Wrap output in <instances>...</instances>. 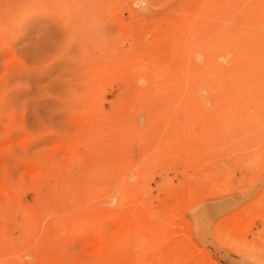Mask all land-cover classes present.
Segmentation results:
<instances>
[{"label":"rangeland","instance_id":"1","mask_svg":"<svg viewBox=\"0 0 264 264\" xmlns=\"http://www.w3.org/2000/svg\"><path fill=\"white\" fill-rule=\"evenodd\" d=\"M202 1L0 0V264H264V0Z\"/></svg>","mask_w":264,"mask_h":264},{"label":"bare ground","instance_id":"2","mask_svg":"<svg viewBox=\"0 0 264 264\" xmlns=\"http://www.w3.org/2000/svg\"><path fill=\"white\" fill-rule=\"evenodd\" d=\"M199 1V0H198ZM207 1V0H206ZM231 1V0H230ZM247 1H249V0H247ZM208 2V1H207ZM232 2H236L235 0L234 1H232ZM237 2H238V0H237ZM240 2H241V0H240ZM201 3H203V1L201 0ZM212 3V2H211ZM222 3V2H221ZM233 3V4H234ZM245 4H246V2H244ZM243 3V4H244ZM261 4V3H260ZM219 5V4H218ZM223 5V4H222ZM236 5V4H235ZM239 5H240V3H239ZM221 6V5H220ZM241 6V5H240ZM245 6V5H244ZM244 6H243V8H244ZM247 6V5H246ZM245 6V7H246ZM214 8V7H213ZM218 8H219V6H218ZM256 8H257V6H256ZM260 8V7H259ZM210 9V8H209ZM241 8H239V10H240ZM248 10V9H247ZM258 10V9H257ZM241 11H243V10H241ZM261 11V10H260ZM262 12H264V11H262ZM223 15V14H222ZM225 15V17L227 16L226 14H224ZM229 15V14H228ZM230 15H231V13H230ZM247 15V14H246ZM240 17V16H239ZM258 17V16H257ZM256 17V18H257ZM228 18H230L231 19V16H229ZM236 19V18H235ZM255 19V18H254ZM249 20V19H248ZM229 21V20H228ZM250 22V21H249ZM253 24V23H252ZM245 25V24H244ZM249 25H251V24H249ZM248 26V25H247ZM253 26V25H252ZM221 28V27H220ZM252 29V28H251ZM219 30H221V29H219ZM242 30V29H241ZM241 30H239L240 32L239 33H241ZM244 30V29H243ZM242 30V31H243ZM212 31V30H211ZM223 31V35H222V37H221V39H220V41H219V43H221V45H220V47H223L224 48V50H226L227 52H228V54H229V52L230 53H232V55H233V57H232V59L233 60H236L237 62H244L245 61V56H244V54H245V47H246V40H245V36H246V34H243V35H240V34H237V35H235L234 34V32L236 33V31H238V30H235V31H233V34H228V31L227 30H222ZM207 32V31H206ZM213 33H214V31H212ZM211 32V33H212ZM210 32H209V34H211ZM212 33V34H213ZM218 33H219V31H218ZM238 33V32H237ZM243 33H245V32H243ZM205 34V33H204ZM195 36V35H194ZM218 36H219V34H218ZM256 36V35H255ZM198 37V36H197ZM209 37H211V35L209 36ZM251 38V37H250ZM257 38V37H256ZM193 39V38H192ZM213 39H215V38H213ZM252 39V38H251ZM191 40V39H190ZM205 41H207L208 42V40L207 39H204ZM211 40V39H210ZM222 40V41H221ZM247 40H249V39H247ZM199 43V42H198ZM202 43V42H201ZM219 43H216V44H214V45H219ZM249 44V42L247 43V45ZM213 44H211V47L212 46H214ZM250 45V44H249ZM254 45H255V43H254ZM195 46H197V45H195ZM256 47V46H255ZM250 48H252V46L250 47ZM258 48V47H257ZM254 49V48H253ZM252 51V50H251ZM259 51H260V48H259ZM256 52H258V51H256ZM248 53V52H247ZM253 53V52H252ZM252 53H251V55H252ZM227 54V53H226ZM249 54V53H248ZM250 55V56H251ZM256 54H254V56H255ZM262 55V54H261ZM188 56V55H187ZM225 57H228V56H226L225 55ZM253 57V56H252ZM257 57V56H256ZM255 57V58H256ZM259 57V56H258ZM200 58V57H199ZM223 58V57H222ZM229 58V57H228ZM252 59V58H251ZM257 59V58H256ZM255 59V60H256ZM198 60V59H197ZM212 60V59H211ZM215 60V59H214ZM224 60V59H223ZM213 61V60H212ZM225 61V60H224ZM231 61V60H230ZM198 62V61H197ZM223 62V61H222ZM236 62V63H237ZM154 63V62H153ZM211 63V62H210ZM217 63V62H216ZM227 63V62H226ZM230 63V62H229ZM256 63V62H255ZM257 63H259L258 61H257ZM253 64V63H252ZM207 65V64H206ZM232 65V64H231ZM177 66V65H176ZM136 67V66H135ZM233 68V67H232ZM208 69V68H207ZM235 69V68H234ZM250 69V68H249ZM231 70V69H230ZM237 71V70H236ZM245 71V70H244ZM250 71V70H249ZM251 73V72H250ZM258 73V72H257ZM209 75V74H208ZM210 76V75H209ZM211 76H212V74H211ZM218 76V75H217ZM232 76V75H231ZM213 78L212 79H214V77L215 76H212ZM105 79V78H104ZM104 79H102V80H104ZM211 79V78H210ZM211 79V80H212ZM230 82V81H229ZM104 85V84H103ZM251 86V85H250ZM96 87V86H95ZM100 87V86H99ZM98 88V87H97ZM103 89V88H102ZM100 90V89H99ZM104 90V89H103ZM251 90V89H250ZM91 92V91H90ZM97 92V91H96ZM101 94V93H100ZM199 95V94H198ZM92 96H93V94H92ZM99 96H102V95H99ZM156 96H158V95H156ZM103 97V96H102ZM101 98V97H100ZM152 98V97H151ZM123 99V98H122ZM103 100V99H102ZM102 100H100V101H102ZM105 100V99H104ZM152 100V99H151ZM114 101V100H113ZM104 102V101H103ZM106 102V101H105ZM109 102V101H108ZM111 103V102H110ZM83 104V103H82ZM101 105V104H100ZM113 106V105H112ZM119 106V105H118ZM101 107V106H100ZM114 109H115V104H114V107H113ZM103 109H104V106H103ZM113 109V110H114ZM100 111H101V109H100ZM109 111V110H108ZM111 111V110H110ZM115 111V110H114ZM113 111V112H114ZM117 111V110H116ZM105 112V111H104ZM103 113V112H102ZM111 113V112H110ZM115 113V112H114ZM95 114V113H94ZM104 114V113H103ZM106 114V113H105ZM113 115V114H112ZM102 116H104V115H102ZM94 118H95V116H94ZM105 119H106V117H105ZM104 119V120H105ZM111 120H112V118H111ZM107 121H108V119H107ZM106 121V122H107ZM113 121V120H112ZM105 122V121H104ZM109 122V121H108ZM101 123V122H100ZM103 124V123H102ZM105 124V123H104ZM107 124V123H106ZM69 143V142H68ZM114 173V172H113ZM69 187V186H68ZM100 193V192H99ZM177 201V200H176ZM8 209V208H7ZM8 211V210H7ZM172 217H173V215H172ZM122 220V219H121ZM123 220H125V219H123ZM81 221V220H80ZM87 221H89V219L87 220ZM94 221V220H93ZM98 227V226H97ZM23 229V228H22ZM90 229V228H89ZM99 229V228H98ZM95 230V229H94ZM97 231V233H98V230H96ZM27 232V231H26ZM101 234V233H100ZM28 235V234H27ZM97 235V234H96ZM161 237V236H160ZM104 238V236H102L101 237V235L99 236V234L97 235V238H95V240H96V242H98V245H99V243L101 244V245H104V243L106 244V241L103 239ZM106 247H111V244H109V243H107L106 244Z\"/></svg>","mask_w":264,"mask_h":264}]
</instances>
